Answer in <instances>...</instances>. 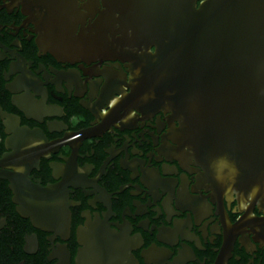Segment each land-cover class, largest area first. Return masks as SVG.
<instances>
[{
	"label": "flooded vegetation",
	"instance_id": "flooded-vegetation-1",
	"mask_svg": "<svg viewBox=\"0 0 264 264\" xmlns=\"http://www.w3.org/2000/svg\"><path fill=\"white\" fill-rule=\"evenodd\" d=\"M106 4L0 0V264H264L258 204L180 140L173 45Z\"/></svg>",
	"mask_w": 264,
	"mask_h": 264
},
{
	"label": "water",
	"instance_id": "water-1",
	"mask_svg": "<svg viewBox=\"0 0 264 264\" xmlns=\"http://www.w3.org/2000/svg\"><path fill=\"white\" fill-rule=\"evenodd\" d=\"M106 3L130 26V42L145 36L173 45L172 102L180 140L264 214V0ZM65 37L85 50L82 40ZM258 223L264 230V218Z\"/></svg>",
	"mask_w": 264,
	"mask_h": 264
}]
</instances>
